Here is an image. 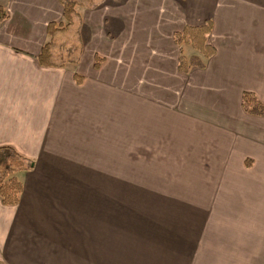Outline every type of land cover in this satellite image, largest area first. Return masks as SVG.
<instances>
[{
    "label": "crops",
    "instance_id": "obj_1",
    "mask_svg": "<svg viewBox=\"0 0 264 264\" xmlns=\"http://www.w3.org/2000/svg\"><path fill=\"white\" fill-rule=\"evenodd\" d=\"M0 5V146L32 160L0 264H264V115L242 106L264 102V0H102L63 66L37 59L61 0ZM206 20L216 53L183 73L174 34Z\"/></svg>",
    "mask_w": 264,
    "mask_h": 264
},
{
    "label": "trees",
    "instance_id": "obj_2",
    "mask_svg": "<svg viewBox=\"0 0 264 264\" xmlns=\"http://www.w3.org/2000/svg\"><path fill=\"white\" fill-rule=\"evenodd\" d=\"M102 0H61L63 5V19L60 22L52 21L48 24L49 39L43 45L37 59L42 65L63 66L65 62H56L54 57L55 35L68 30L81 20L80 9L83 7L95 8ZM9 17L7 8L0 5V22ZM213 29L211 20L200 25H186L182 31L174 34L175 43L179 46H192L199 54L187 57L181 53L179 57V70L188 73L191 67H204L205 59L216 53L215 47L209 41ZM103 58L96 56L95 67H100ZM244 110L252 115H264V102L254 92L245 91L242 97ZM32 160L20 154L14 147L0 146V197L4 204L15 205L19 203L23 192V184L15 174L18 170L26 169ZM17 163L19 165H17Z\"/></svg>",
    "mask_w": 264,
    "mask_h": 264
},
{
    "label": "rangeland",
    "instance_id": "obj_3",
    "mask_svg": "<svg viewBox=\"0 0 264 264\" xmlns=\"http://www.w3.org/2000/svg\"><path fill=\"white\" fill-rule=\"evenodd\" d=\"M76 26H71L68 30L63 32H58L55 35L56 50L55 56L60 60L62 58H70L69 60L61 59V62H74L72 57H74L79 49V38ZM57 62V61H56ZM17 165H19L17 163Z\"/></svg>",
    "mask_w": 264,
    "mask_h": 264
}]
</instances>
